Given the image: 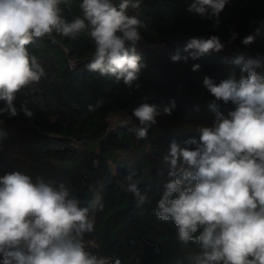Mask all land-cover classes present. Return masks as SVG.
<instances>
[{"label": "trees", "instance_id": "obj_1", "mask_svg": "<svg viewBox=\"0 0 264 264\" xmlns=\"http://www.w3.org/2000/svg\"><path fill=\"white\" fill-rule=\"evenodd\" d=\"M82 2L62 0L63 18L69 22L83 18ZM112 2L118 6L120 0ZM193 2L142 0L139 8L127 10L144 24L137 46L144 65L135 82L138 89L86 68L95 52L87 29L75 37L53 33L27 46L44 75L16 93L15 117L0 115V177L19 171L33 182L42 178L54 187L63 184L81 206L102 183L103 208L90 213L94 230L82 238L94 255L119 258L122 264H194L191 258L201 253L198 243L178 240L171 220L160 221L154 214L168 181L163 157L173 139L181 144L191 137L199 141L198 129L214 126L217 115L210 105L230 118L236 106L217 100L203 86V79L209 77L216 84L230 78L239 82L247 73L234 60L240 55L264 57V0H229L218 18L210 15L211 10L205 16L188 11ZM233 33L238 34L235 40H231ZM213 35L225 44L221 51L196 58V49L185 51L191 38ZM249 35L254 41L243 44ZM177 53L181 59L173 62L171 57ZM197 64L199 70L193 71ZM256 71L264 77V67ZM172 101L175 107L165 114ZM142 103L156 105L160 113L146 139L137 137L141 125L132 115ZM3 107L5 102L0 101ZM24 108L32 117L25 115ZM116 114H125L130 122L112 129L109 121ZM189 147L195 149V145ZM129 161L136 173L132 181L126 179ZM133 182L146 196L139 208L128 191Z\"/></svg>", "mask_w": 264, "mask_h": 264}, {"label": "clouds", "instance_id": "obj_2", "mask_svg": "<svg viewBox=\"0 0 264 264\" xmlns=\"http://www.w3.org/2000/svg\"><path fill=\"white\" fill-rule=\"evenodd\" d=\"M61 2L0 0V101L5 102L0 115L15 117L16 93L44 75L27 46L53 33L75 37L87 29L95 52L86 68L123 81L129 89L139 88L135 82L144 65L137 46L143 39L140 28L144 24L136 16H129L127 10L139 8L142 0H120L118 6L112 0H83V18L71 22L61 15ZM228 2L194 0L188 11L205 16L211 10L210 15L218 18ZM237 35L233 33L231 40ZM253 41L249 35L242 43ZM224 47L213 35L191 38L185 51L196 49V58ZM180 59L179 53L171 57L173 62ZM234 63L247 73L239 82L230 78L216 84L209 77L203 79V86L217 100L236 106L230 118L223 117L215 104L210 105L217 115L214 126L199 128V141L191 137L182 146L173 139L163 157L168 181L163 184L154 214L160 221L175 224L181 243L199 244L201 253L191 258L194 264H264V77L256 71L264 67V57L240 55ZM199 68L193 65L192 70ZM171 105L164 108L165 114H171L175 102ZM23 110L32 117L31 111ZM159 114L157 106L148 103L133 110L132 115L141 125L136 129L138 138H147ZM126 167V179L132 181L136 174L132 162ZM103 188L99 184L86 206H81L80 200L70 198L63 184L54 187L42 178L33 182L19 171L0 177L3 264H122L119 258L113 261L90 253L82 242L83 235L94 230L95 220L90 213L103 208ZM128 191L141 207L146 196L137 184L130 183Z\"/></svg>", "mask_w": 264, "mask_h": 264}, {"label": "rangeland", "instance_id": "obj_3", "mask_svg": "<svg viewBox=\"0 0 264 264\" xmlns=\"http://www.w3.org/2000/svg\"><path fill=\"white\" fill-rule=\"evenodd\" d=\"M109 122H110V127L114 129L116 125L129 123L130 119L125 114H116L111 117ZM161 163L165 164L164 162Z\"/></svg>", "mask_w": 264, "mask_h": 264}, {"label": "built area", "instance_id": "obj_4", "mask_svg": "<svg viewBox=\"0 0 264 264\" xmlns=\"http://www.w3.org/2000/svg\"><path fill=\"white\" fill-rule=\"evenodd\" d=\"M69 66H70V67H72V66H73V63H72L71 61L69 62Z\"/></svg>", "mask_w": 264, "mask_h": 264}]
</instances>
